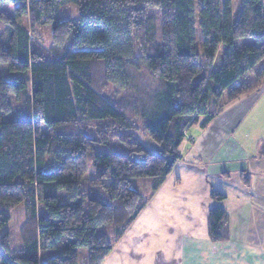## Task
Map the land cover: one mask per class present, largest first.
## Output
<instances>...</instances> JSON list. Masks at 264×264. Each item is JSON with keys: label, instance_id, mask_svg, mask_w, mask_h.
I'll return each instance as SVG.
<instances>
[{"label": "trees", "instance_id": "1", "mask_svg": "<svg viewBox=\"0 0 264 264\" xmlns=\"http://www.w3.org/2000/svg\"><path fill=\"white\" fill-rule=\"evenodd\" d=\"M82 1L78 20H59ZM241 1L235 20L232 0H0V264H40V255L46 264L105 263L182 159L188 131L264 85V68L243 82L264 60V0ZM38 26L53 28L49 48L33 43ZM103 85L133 100L110 101ZM17 102L26 118L4 120ZM21 204L25 249L13 251L5 230ZM208 229L215 243L229 239L221 207Z\"/></svg>", "mask_w": 264, "mask_h": 264}, {"label": "crops", "instance_id": "2", "mask_svg": "<svg viewBox=\"0 0 264 264\" xmlns=\"http://www.w3.org/2000/svg\"><path fill=\"white\" fill-rule=\"evenodd\" d=\"M263 97L264 88L241 98L203 129L213 133L204 165L178 164L104 264H264V145L249 153L230 136L234 119L254 120ZM213 191L226 200L213 201ZM216 207L228 216L223 243L209 236Z\"/></svg>", "mask_w": 264, "mask_h": 264}, {"label": "rangeland", "instance_id": "3", "mask_svg": "<svg viewBox=\"0 0 264 264\" xmlns=\"http://www.w3.org/2000/svg\"><path fill=\"white\" fill-rule=\"evenodd\" d=\"M232 1H233L234 19L236 20L239 18L240 13L242 11V1L241 0H232ZM84 3H85L84 1H82L80 3L79 2L73 3L70 6L63 8L59 12V15H58L59 20L60 21L78 20L80 17L81 8L84 5ZM14 10H15V5H6L3 7V11H5L10 16L14 15ZM24 25H25V27L30 29L27 25V22H25ZM52 30H53V28L51 26L49 28L43 27V26H38L35 29V31H33V30L32 31L29 30V31L32 33L33 43L40 45V46H43L45 48H49L51 45V42H52ZM3 33H4V28L0 24V34L2 35ZM33 34H34V36H33ZM248 43L254 44L255 41L251 40ZM88 49H91V48H88ZM225 50H226V48L223 46L222 49L219 51L218 57L214 63L213 69L215 71L220 69V67L222 65V57L224 55ZM263 68H264V60L255 68L254 72L249 74L243 80V82L248 83V84H254L255 82H257V79L261 75L260 72H261V70H263ZM2 76L4 78L10 79L7 75L6 69L3 70ZM144 83H145L147 91L152 92V90L155 87V83H154L153 79L149 78L148 76H145ZM103 86H104V89H103L104 95L110 101L121 102L124 100H130V99L133 100L132 99L133 93L120 92L118 89H116L115 87H113L111 85H103ZM263 88H264V86H262L258 90V92H260V94H262ZM229 90H227L226 93L223 95V98L221 101L226 102V100L228 98V93H229L228 91ZM262 99H263L262 102L264 103V97ZM263 103L259 104L260 112H258L255 115V117H252V119L254 118L253 121H251V118L248 117V119L245 120L242 123V125H240L239 119H234L236 123L233 124V126H232V131H231L230 136H232L233 138H235L239 142L241 141L242 145H244V147L246 149H248L249 153L252 151V149L254 147H256L258 149L259 147L264 145V118H263L264 117V104ZM237 104H238V102H234L231 106L237 107ZM17 105H19L20 107L19 106L16 107ZM229 106H227L225 108V110H228ZM231 108H233V107H231ZM3 118H4V120H20V119L23 120V119H25L26 118V112L23 108V104L21 102H17L15 105L14 111L8 115H4ZM250 121H251V123H249ZM136 124L140 130L137 134V137L147 147H149L150 141L148 138H146L143 135V131H142L143 123L136 121ZM43 133L45 135H47V134H49V130L44 127ZM212 135H213V133L209 130H203L198 125L193 126L187 133V137H186L184 144L181 148L182 159L177 163V165L181 164V163H185L187 165H195L196 167L197 166H203L204 165V163H203L204 157H203L202 152L204 149L208 150V148H209L208 146H210V147L213 146V143L212 144L208 143V140ZM219 143H220V141L217 142V145ZM228 143H230V141H228ZM206 144H208V145H206ZM116 147L118 148L117 145H116ZM100 150L106 151L108 149L105 147H101ZM208 156H209V153L206 152L205 157H208ZM92 175H93V172L91 169L87 177L90 178V177H92ZM86 188H87V185H86ZM87 191L89 192L88 195H91V196H98L99 195V193H95L96 191H94L92 189L88 190V188H87ZM64 195H65L64 193H61L60 201L64 200ZM156 196H157V194L152 198L151 202L154 200V198ZM101 199L104 202L106 201V198L104 197V195L101 196ZM25 212H26V208H25L24 204H21L20 206L16 207L12 213V217H13L12 223L9 226V228L7 230H5V231H8L10 234L11 249L13 251H23L25 249V246H24V243L22 240V234H21V229L24 227V225L26 224V221H27V218L25 216ZM111 231H112V226H108L106 228L103 227L99 230V234L105 233L107 235H110ZM2 234H3V232H0V238H1ZM0 251H1V246H0ZM85 255H86V253H85ZM46 262H47V260L45 258V255H40V264H46ZM82 264H84V263L82 262Z\"/></svg>", "mask_w": 264, "mask_h": 264}]
</instances>
